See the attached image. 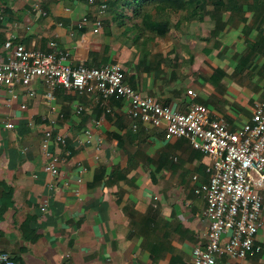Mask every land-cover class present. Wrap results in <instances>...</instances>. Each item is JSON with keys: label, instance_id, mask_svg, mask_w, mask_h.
Segmentation results:
<instances>
[{"label": "crops", "instance_id": "0c3cea01", "mask_svg": "<svg viewBox=\"0 0 264 264\" xmlns=\"http://www.w3.org/2000/svg\"><path fill=\"white\" fill-rule=\"evenodd\" d=\"M105 1L0 0V53L9 37L46 50L56 40L78 62H121L126 81L162 104L186 110L193 88L231 129L252 118L264 98V0H200L202 14L172 12L163 36L111 20ZM47 92L37 81L0 86V252L24 264H190L209 238L195 188L213 157L164 125L134 127L124 98L107 110L96 92ZM53 156L55 173L45 169ZM217 260L264 264V253Z\"/></svg>", "mask_w": 264, "mask_h": 264}, {"label": "built area", "instance_id": "2783aa9c", "mask_svg": "<svg viewBox=\"0 0 264 264\" xmlns=\"http://www.w3.org/2000/svg\"><path fill=\"white\" fill-rule=\"evenodd\" d=\"M88 1L97 3V0ZM107 6L106 2L100 4L102 11ZM39 10L48 13L41 5ZM2 17L0 14V21ZM83 20L87 21L88 16ZM102 24L103 19L97 18L95 30ZM4 47L7 52L0 53V86L13 91L16 85L41 82L47 86L51 99L61 86L78 92H96L107 110H111L112 98H124L130 103L134 127L139 119L164 125L168 138L186 136L195 148L213 157L208 181L195 188L206 200L204 214L210 222L209 238L205 245L194 247L190 264H220L217 257L223 253L240 258L264 253V242L257 239L264 208L258 190V186H264V98L254 102L248 122L231 129L224 118L210 116L208 107L195 99L197 92L193 88L188 93L194 100L184 111L162 104L151 95H143L126 81L119 61L99 65L78 62L56 40H51L50 49L46 50L9 37ZM13 125L12 121L5 124ZM57 139L65 142L62 135ZM57 159L53 156L45 169L57 172ZM253 172L258 173L257 179ZM0 264L24 263L7 252H0Z\"/></svg>", "mask_w": 264, "mask_h": 264}, {"label": "trees", "instance_id": "16d2710c", "mask_svg": "<svg viewBox=\"0 0 264 264\" xmlns=\"http://www.w3.org/2000/svg\"><path fill=\"white\" fill-rule=\"evenodd\" d=\"M111 20L125 25L129 30H151L152 35H165L170 30L172 12L187 10L190 15L202 14L193 6L200 0H107ZM131 12V13H130ZM108 18V20H110ZM128 19H132L129 25Z\"/></svg>", "mask_w": 264, "mask_h": 264}]
</instances>
